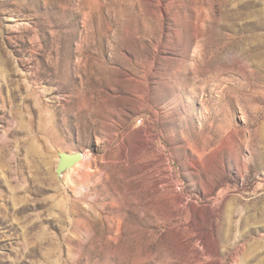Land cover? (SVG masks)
I'll list each match as a JSON object with an SVG mask.
<instances>
[{"label":"rangeland","instance_id":"rangeland-1","mask_svg":"<svg viewBox=\"0 0 264 264\" xmlns=\"http://www.w3.org/2000/svg\"><path fill=\"white\" fill-rule=\"evenodd\" d=\"M0 264H264V0H0Z\"/></svg>","mask_w":264,"mask_h":264},{"label":"water","instance_id":"water-1","mask_svg":"<svg viewBox=\"0 0 264 264\" xmlns=\"http://www.w3.org/2000/svg\"><path fill=\"white\" fill-rule=\"evenodd\" d=\"M83 155L81 153L75 154H60L58 166H57V175L61 176L63 172L68 169H71L76 163L81 162Z\"/></svg>","mask_w":264,"mask_h":264},{"label":"bare ground","instance_id":"bare-ground-1","mask_svg":"<svg viewBox=\"0 0 264 264\" xmlns=\"http://www.w3.org/2000/svg\"><path fill=\"white\" fill-rule=\"evenodd\" d=\"M149 143V142H148Z\"/></svg>","mask_w":264,"mask_h":264}]
</instances>
